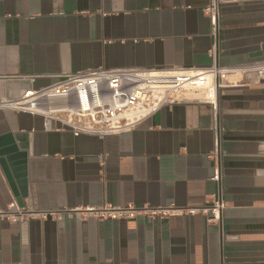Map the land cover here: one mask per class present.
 <instances>
[{
  "label": "crops",
  "instance_id": "0c3cea01",
  "mask_svg": "<svg viewBox=\"0 0 264 264\" xmlns=\"http://www.w3.org/2000/svg\"><path fill=\"white\" fill-rule=\"evenodd\" d=\"M207 1L0 0V100L90 68H206ZM218 58L249 70L217 96L218 221L200 210L218 186L207 156L213 109L202 91L105 136H74L46 128L40 115L0 107V136L26 137L27 146L26 197L0 165V212H23L0 216V264H264V77L256 72L264 0L220 6ZM105 204L181 212L99 220L82 211Z\"/></svg>",
  "mask_w": 264,
  "mask_h": 264
},
{
  "label": "built area",
  "instance_id": "2783aa9c",
  "mask_svg": "<svg viewBox=\"0 0 264 264\" xmlns=\"http://www.w3.org/2000/svg\"><path fill=\"white\" fill-rule=\"evenodd\" d=\"M229 1L208 0L203 11L209 19L212 46L209 50L211 65L203 69L194 68H90L63 73L44 86L28 89L20 97L0 100V107L21 110L44 118L46 128L68 129L74 136H105L129 130L151 116L159 108L184 99L186 91L204 89L210 84L212 95L204 100L213 109L211 130L214 146L207 155L214 162L212 179L218 183L217 194L210 205L201 208L208 214L207 222L218 221L223 203L221 192V169L223 152L221 137L223 127L217 110V96L221 88L238 84L249 71L246 68L222 66L218 58V34L220 6ZM264 77V64L256 70ZM205 87V88H204ZM55 101V103H54ZM17 210V209H16ZM14 207L0 212L1 218L18 219L23 212H14ZM85 216L96 219H134L138 216L166 217L181 212L173 207H151L147 205L86 207ZM195 208L189 212L194 213Z\"/></svg>",
  "mask_w": 264,
  "mask_h": 264
},
{
  "label": "water",
  "instance_id": "95a60500",
  "mask_svg": "<svg viewBox=\"0 0 264 264\" xmlns=\"http://www.w3.org/2000/svg\"><path fill=\"white\" fill-rule=\"evenodd\" d=\"M25 138L13 137L10 134L0 136V165L9 180L17 186L15 194L21 199L26 197V162L27 153Z\"/></svg>",
  "mask_w": 264,
  "mask_h": 264
},
{
  "label": "bare ground",
  "instance_id": "6f19581e",
  "mask_svg": "<svg viewBox=\"0 0 264 264\" xmlns=\"http://www.w3.org/2000/svg\"><path fill=\"white\" fill-rule=\"evenodd\" d=\"M205 87H208L207 90H205L203 93H202V96L205 98L206 96L208 95H212L213 92H214V89L212 88V86L210 84H207ZM204 87V88H205ZM199 94V93H198ZM187 96V93L185 94ZM185 96V97H186ZM187 98V97H186Z\"/></svg>",
  "mask_w": 264,
  "mask_h": 264
},
{
  "label": "rangeland",
  "instance_id": "374dc122",
  "mask_svg": "<svg viewBox=\"0 0 264 264\" xmlns=\"http://www.w3.org/2000/svg\"><path fill=\"white\" fill-rule=\"evenodd\" d=\"M198 91H202V92H204L205 90L204 89H197ZM186 92H188V91H186Z\"/></svg>",
  "mask_w": 264,
  "mask_h": 264
}]
</instances>
